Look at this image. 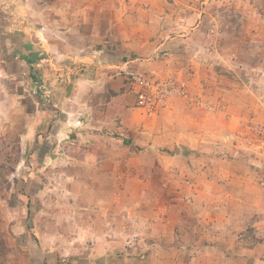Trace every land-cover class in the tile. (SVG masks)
Returning <instances> with one entry per match:
<instances>
[{"label":"crops","instance_id":"0c3cea01","mask_svg":"<svg viewBox=\"0 0 264 264\" xmlns=\"http://www.w3.org/2000/svg\"><path fill=\"white\" fill-rule=\"evenodd\" d=\"M142 5L0 0V180L74 174L65 194L93 199L80 217L95 211L94 222L106 225L96 232L107 230L102 243L112 248L140 236L139 264H264V149L238 136L264 103L185 58L180 46L197 43L159 36ZM161 71L183 72L196 86L207 80L204 101L214 109L194 112L176 100L143 116L128 76ZM67 114L83 116L93 138L70 158ZM113 196L119 204L102 199ZM149 196L158 198L154 209L144 204Z\"/></svg>","mask_w":264,"mask_h":264},{"label":"rangeland","instance_id":"374dc122","mask_svg":"<svg viewBox=\"0 0 264 264\" xmlns=\"http://www.w3.org/2000/svg\"><path fill=\"white\" fill-rule=\"evenodd\" d=\"M38 1L42 7L54 0ZM140 7L139 13L146 11L147 23L157 17L161 25L156 30L159 36L172 35L197 43L196 49L181 45L180 52L185 58L193 57L206 66L210 70L208 76L223 77L226 89L234 85L254 93L264 103V0H143ZM165 53L168 51L161 53L162 56ZM212 54H219L225 61L217 64ZM142 76L182 79L187 82L191 95V101L171 99L151 113L139 108L136 100V108L143 116L158 117L176 100L194 112L214 109L204 101L211 95L207 80H200L196 86L183 72L161 71ZM131 90L135 93L132 87ZM84 123L83 116L67 114L66 157L76 155L75 148L80 144L82 149L92 141L83 131ZM238 136L245 143L264 149V112L248 115ZM129 152L138 153V150L130 148ZM1 169L8 171L4 165ZM67 169L73 170L70 166ZM68 175L74 174L67 172L63 181H49L42 176L28 183L24 179L0 180V264H123V257L133 259L131 264H139L140 236L131 233L124 248L103 244L102 235L108 232L97 234L95 227L105 228V221L99 219L96 224L97 213L91 214L95 211L80 217L81 206H89L93 199L65 194L63 189L73 185ZM186 186V182H180L176 189L183 192ZM120 198L102 199L116 205ZM157 199L149 196L144 204L154 209L158 206ZM93 257L99 260L92 261Z\"/></svg>","mask_w":264,"mask_h":264},{"label":"built area","instance_id":"2783aa9c","mask_svg":"<svg viewBox=\"0 0 264 264\" xmlns=\"http://www.w3.org/2000/svg\"><path fill=\"white\" fill-rule=\"evenodd\" d=\"M128 82L135 91L138 107L150 113L171 99L191 101L187 82L179 78L158 79L131 74Z\"/></svg>","mask_w":264,"mask_h":264}]
</instances>
